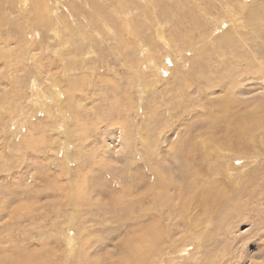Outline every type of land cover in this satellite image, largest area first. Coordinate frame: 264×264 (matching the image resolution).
I'll return each mask as SVG.
<instances>
[{
  "label": "rangeland",
  "instance_id": "rangeland-1",
  "mask_svg": "<svg viewBox=\"0 0 264 264\" xmlns=\"http://www.w3.org/2000/svg\"><path fill=\"white\" fill-rule=\"evenodd\" d=\"M69 1L77 4L70 10L78 31L69 42L63 39L69 34L61 33V24L36 26L43 36L30 30L34 36L26 42L17 36H0L2 202L8 203V214L15 209L21 215L25 211L22 204L30 206V214L37 220L33 225L21 221L13 229L12 225L1 229L16 231L22 223L29 230L30 250L37 252L45 247L38 234L40 225L47 224L50 245L44 256L52 255L59 264H78L87 253L90 264H108L109 259H120L121 247L136 234H117L115 217L157 216L161 236L158 264H264V136L260 132L252 139L235 136L238 118L245 122V115L255 109L262 112L264 105V81L259 79L264 71V38L256 32L260 26L245 19L249 11L264 12V0H245L247 10L238 20L232 16L238 14L243 0H170L169 10L159 0L155 11L160 22L170 21L162 25L152 5L139 1L140 8L129 5L121 9L129 13L124 20L133 23V30H124L125 36L126 25L120 22L124 17L118 19L111 11L118 0H97L117 30V36L110 37L100 25H94L95 14L80 8L84 1L60 0L61 5L48 0L50 7L66 16ZM92 9H99L93 1ZM19 17L17 14L11 21ZM4 23L3 33L17 35L16 27ZM93 28L100 29L105 40ZM161 28L163 33H159ZM239 40L250 44L249 54L231 66L236 49L243 50L234 45ZM177 44L184 46L182 52L174 46ZM200 56L203 59L198 61ZM147 57L155 58L161 75L149 68ZM232 68L246 79L256 76L261 82L244 80L246 94L236 91L238 99H231L234 105L224 113V87L216 84L225 85L223 76ZM223 139L235 144L229 146L233 148L219 149ZM57 175L64 193L55 195ZM145 177L149 183H142ZM190 181L198 182L195 190L199 199L204 197L202 201L211 198L204 186L215 183L221 206L215 204L204 213L195 200L187 202V211L182 213L184 202L176 188ZM164 184L169 188L165 197L158 191V185ZM9 191L19 197L28 193L31 198H11ZM119 197H124L119 203L113 199ZM158 199L162 205L155 207L153 202ZM58 203L61 218L54 212ZM0 210V215H7ZM9 221L13 223L10 217H2L0 225L5 227ZM54 224L62 230L60 247L55 246ZM66 226L72 228L69 234ZM79 227L84 229L79 231ZM68 235L74 239L73 252L66 244ZM5 245L9 243L1 247ZM86 246L90 249L85 250ZM184 247L185 252H179Z\"/></svg>",
  "mask_w": 264,
  "mask_h": 264
},
{
  "label": "bare ground",
  "instance_id": "bare-ground-1",
  "mask_svg": "<svg viewBox=\"0 0 264 264\" xmlns=\"http://www.w3.org/2000/svg\"><path fill=\"white\" fill-rule=\"evenodd\" d=\"M57 2V4H61L62 2H60V0H55ZM78 2H82L84 1V5L80 4V8H83V9H86L87 12H90L91 15H94V19L92 18V20L95 22L94 25L96 26H101V28L103 29V32L106 33L107 36L110 37V35H113V36H117V30L115 31L113 29V27L111 26V20L110 18L108 17V14L106 13L107 10L104 9V7L102 5H97V4H100V1L99 3H97L98 1L97 0H76ZM92 1H93V4H95L99 9L98 11H94V9H92ZM102 1H105L107 2L108 0H102ZM114 1V0H113ZM139 1H145L149 4L152 5V11L154 12V15L156 17V19H160L158 24L159 25H162L163 22L165 23H168L170 21H164L163 22H160L161 21V16L159 14H156L157 12L155 11V9L160 5V2L159 0H118L117 2V5L116 7H114L113 9H111V11L113 10L115 16L119 19L120 16H123L124 18L120 21L122 24L126 25L125 29L123 28L122 30V35L125 36L126 32L127 31V27H132V30H133V24L131 20H128V21H125V17L127 18L129 16V13L128 11L126 12L125 10L124 11H121V9H126L127 7H129V5H135L136 7L140 8L141 7V4L139 3ZM168 1L170 0H167V4H165L164 0H163V5H164V10H169L168 7H169V3ZM244 2H241L238 6V14L235 12L233 13V19H236L238 20L239 19V15H241L244 11V9H246V7L244 6L243 3H245V0H243ZM55 2V4H56ZM72 2V1H71ZM69 1V6H66L67 7V12H68V15L66 16L65 14H62L61 12H59V8H56L54 9V7H50L49 5V2L48 0H0V36L1 35H4V37H9V36H17L19 37L20 39L23 38V40L26 42L30 37H33V33L32 32H29L30 30H33V31H36L37 35L38 36H43L41 35L40 33H38V29H41V28H44V26H47V25H51V27H55L58 26L59 24L63 25V29H59L61 30V33H66V34H69L66 38H63L66 42H69L71 40V37L72 35L75 36L78 31H75L77 30L74 26V23L76 24V19L71 16V10L70 8H74V6L76 7L75 3H71ZM110 2V0H109ZM53 3V2H52ZM51 4V3H50ZM54 4V5H55ZM146 4V3H145ZM62 5V4H61ZM79 6V5H78ZM65 7V8H66ZM209 9V8H208ZM247 10V9H246ZM252 10V9H251ZM103 11V12H102ZM105 11V12H104ZM261 11V10H260ZM263 11V10H262ZM70 12V13H69ZM205 13V12H204ZM18 16H21L19 17V19L17 20H12L11 19L17 15ZM81 14V13H80ZM63 15V16H62ZM87 15V14H86ZM260 15H263L264 16V12H259L258 11H252V12H247L246 13V17L245 19L248 20L253 26H260L259 29L256 31L259 36H261V38H264V20L261 18ZM1 16L3 18L4 21L1 20ZM88 17V15H87ZM92 17V16H91ZM70 18V20H69ZM163 18V17H162ZM78 20V19H77ZM90 20V19H89ZM220 20V19H219ZM3 22H5L4 24H8L10 23V25H12V27H16L17 29V35L11 33L8 31V33H3L4 31L1 29L3 26ZM91 22V20H90ZM215 22V21H214ZM220 22V25H222L223 21H219ZM85 23V22H84ZM83 24V23H82ZM81 24V25H82ZM136 24V23H135ZM134 24V25H135ZM90 25V24H89ZM218 25V23H217ZM38 26L39 28L37 29ZM85 26V25H84ZM87 26H88V23H87ZM7 27V26H6ZM36 27V28H34ZM50 27V26H49ZM60 28V27H59ZM35 29V30H34ZM53 29V28H52ZM56 30V28H54ZM81 29V28H80ZM96 35H99L101 36V38L103 40L104 39V36H103V33L102 31L99 29H95L93 28ZM10 30V29H8ZM125 30V31H124ZM52 31V30H51ZM135 31L137 33V30L135 28ZM58 32V31H57ZM164 32V28H161L160 32L159 33H163ZM56 34V32H55ZM83 34V33H82ZM134 34V33H132ZM78 35V34H77ZM135 35V34H134ZM263 35V36H262ZM55 36V35H54ZM159 36V35H158ZM163 36V34H162ZM82 37V36H81ZM88 37V35H87ZM181 37H185V35H181ZM167 39V38H166ZM165 39V40H166ZM173 39V43H175L174 41H176V38L173 36L172 37ZM33 40H36L35 38ZM73 40V39H72ZM87 40V39H86ZM112 40V38L110 39ZM65 42V43H66ZM102 42V41H101ZM162 42V41H161ZM96 43V42H95ZM103 43V42H102ZM240 43V44H238ZM104 44V43H103ZM176 44V43H175ZM262 44H264V42H262ZM63 45V44H62ZM235 46L237 45L238 47L237 48H240L242 47L243 50L240 52V50H237L235 51L234 55L232 56V65L233 66L235 64L238 65V63H240V59L244 58L245 57H248L247 54H249L248 51V48L247 46V42L244 41V40H239L237 43L234 44ZM178 51H181L180 50L181 48H183L184 46L181 45L182 47L179 48L178 44L177 46L174 45ZM98 47V46H97ZM165 47H167V45H165ZM252 47V46H251ZM144 48V46H143ZM147 48V47H146ZM145 49V48H144ZM252 49V48H251ZM255 49V47H254ZM93 50V49H92ZM250 50V49H249ZM255 51V50H254ZM151 52V51H150ZM253 51H251L252 53ZM89 53V52H88ZM144 53V52H143ZM250 53V54H251ZM90 54H92L90 52ZM147 55V54H146ZM251 56V55H250ZM253 56V55H252ZM147 59H149L147 57ZM145 58V60H147ZM155 59V58H154ZM154 59H149V64H150V67L151 69L155 70L156 73H159V75H161V67L159 64H157V61H155ZM203 57L200 56L198 61L202 60ZM159 63V62H158ZM262 65L264 66V62H261ZM145 64V63H144ZM197 64V63H196ZM252 62L250 61L248 63V65H251ZM146 65V64H145ZM147 67V65H146ZM67 68V67H66ZM234 68V67H233ZM232 68V69H233ZM228 69L227 72L224 74V79L226 80V83L225 85H223V82L221 83H218L216 84L217 87H224V99H226L227 103H222L221 106H223L225 109L222 111L224 113L230 111L233 107V101L231 99H236L238 97L237 93H235L236 91L239 90V92H241V94L244 96V94H246V90L245 88L242 89V85H243V81H248L250 78L246 79V77L243 76V73H239V71L235 69ZM67 72V71H65ZM258 75V74H257ZM240 76V77H239ZM248 76V75H247ZM250 77H251V74H250ZM253 78V79H252ZM88 79V78H86ZM259 79L260 80H263L264 81V71H261L260 72V75H259ZM93 80V79H92ZM80 81V80H79ZM251 81H257V83L261 82L257 80L256 76L254 77H251L250 79V82ZM56 83V82H55ZM245 83V82H244ZM58 84V83H57ZM37 85V84H36ZM68 85V84H67ZM85 85V84H84ZM252 85V84H251ZM52 86V85H51ZM76 86V85H75ZM250 86V85H249ZM35 87V86H33ZM38 87V86H37ZM208 87V86H207ZM56 88V87H54ZM237 88V89H236ZM35 89V88H34ZM71 89V88H69ZM48 90V89H47ZM68 90V89H67ZM73 90V89H72ZM59 91V90H58ZM57 91V93H58ZM248 91V90H247ZM251 91V90H250ZM249 91V92H250ZM56 92V90H55ZM67 92V91H66ZM41 93V92H40ZM63 93V92H62ZM34 94V93H33ZM39 94V92H38ZM44 94V93H43ZM53 94V93H52ZM58 94H61V93H58ZM65 95V93H63ZM70 94V92H69ZM51 95V94H50ZM55 95V94H54ZM241 95V96H242ZM38 96V95H37ZM45 96V94H44ZM47 96V95H46ZM45 96V97H46ZM61 96V95H60ZM237 96V97H236ZM13 97V96H12ZM10 97V98H12ZM55 97V96H54ZM50 98V97H49ZM241 98V97H240ZM233 99V100H234ZM238 99V98H237ZM245 99V98H244ZM37 100H39L37 98ZM59 100V99H58ZM242 101V99H240ZM246 101H248L247 99H245ZM35 101V100H34ZM57 101V100H56ZM54 102V101H53ZM228 102L230 103L229 106L227 107V104ZM236 102V101H235ZM238 102V101H237ZM244 102V101H242ZM34 103V102H33ZM44 103V102H43ZM224 104V105H223ZM236 104V103H235ZM264 104V103H263ZM260 105V104H258ZM46 106V105H45ZM44 106V107H45ZM50 107V106H49ZM52 107V105H51ZM253 107V106H252ZM264 105L262 106V112L257 111L256 109L253 110L252 112H250V114H247L245 115L247 117V119H245V122H244V118H238L240 119V121L237 122V129H236V133H235V136L238 138V139H243L244 137L246 138H249V139H252L254 135H256V133H262V135L264 136ZM2 111V110H1ZM51 111V110H50ZM221 114H223L221 112ZM36 128V127H35ZM54 129V128H53ZM34 133V132H33ZM234 136V135H233ZM40 137V136H39ZM79 137V136H78ZM46 139V138H45ZM228 139V138H227ZM227 139H223L221 141V143L219 144V149H223L225 147H229L232 145H235L233 143H230L229 140ZM212 140V139H211ZM215 139H213V143H214ZM46 142V140H45ZM63 142V141H62ZM47 143V142H46ZM42 145V143H41ZM62 145V143H61ZM60 145V146H61ZM147 146V145H146ZM153 146V145H152ZM69 147V146H68ZM151 148V147H150ZM157 148V147H156ZM229 148H233V147H229ZM54 149V147H53ZM64 149V148H63ZM154 149V148H153ZM152 149V150H153ZM67 150V149H66ZM151 150V149H150ZM56 152V151H55ZM76 153V152H75ZM67 154V153H66ZM63 156V155H62ZM65 156V155H64ZM208 156V154H205V158ZM75 159V158H73ZM80 159V158H79ZM77 159V160H79ZM190 160V159H188ZM82 161V160H80ZM78 162V161H77ZM83 162V161H82ZM66 163V162H65ZM90 165V164H89ZM89 168V167H88ZM70 169V168H69ZM96 169V168H95ZM111 171V170H110ZM95 173V172H94ZM143 173V172H142ZM141 175V173H139ZM84 176V175H83ZM143 176V175H142ZM86 177V175L84 176ZM53 179V178H52ZM56 182L58 180V175L57 177L55 178ZM60 180V179H59ZM143 182L142 183H147V179L146 177L142 179ZM50 181V180H49ZM90 181V180H89ZM59 182V181H58ZM57 182V183H58ZM61 182V181H60ZM72 182V181H71ZM107 182V180H106ZM110 182V181H109ZM213 182V181H212ZM63 183V182H62ZM89 183V182H88ZM87 183V184H88ZM112 183V182H110ZM149 183V181H148ZM158 183V182H157ZM50 184V183H49ZM90 184V183H89ZM45 185H46V182H45ZM51 185V184H50ZM106 185H108L106 183ZM149 185V184H148ZM155 185V184H154ZM53 186V185H52ZM64 186V185H63ZM144 186V185H143ZM115 187V186H114ZM113 187V189H117L118 187L116 186L115 188ZM149 187V186H148ZM158 187L160 188L159 191V194L160 196L164 194V197L165 196H168L167 194V190H169L168 186L166 184H164L163 186H160L158 185ZM182 187V188H181ZM193 187V189H192ZM66 188V186H65ZM85 188V187H84ZM130 188V187H129ZM151 188V187H150ZM154 188V187H153ZM150 189L149 190V193L152 192V190L154 189ZM81 189V188H80ZM93 189V188H92ZM106 189V188H105ZM112 189V188H110ZM140 189V187H139ZM149 189V188H148ZM176 189H180L181 191L179 192L178 196H181V197H178L180 198L181 200H183V205H182V213L186 212L187 211V208H188V204L187 202H190V201H195L196 202L198 201L199 205H201V208L203 209L204 213H207L209 211H211L213 209V205L217 204V206L215 207H220V200L218 199V197H220V195H218V189H217V186L215 183H209L207 185L204 186V189L203 191L205 192V190H207L209 193H210V196L211 198L210 199H206L205 201H202V199L204 200V197L201 198L200 196V199H199V196L196 194V190L195 189H199V186H198V182H195V183H192L191 181L186 183V184H182V186H180L179 188H176ZM53 190V189H52ZM103 190V189H101ZM108 190V189H107ZM119 190V189H118ZM157 190V189H156ZM4 191V190H3ZM0 192V205L1 207L0 208H3L4 210L9 208V205H7L8 203L6 204H3V200L5 198V193ZM79 191V190H78ZM113 191V190H112ZM117 191V190H116ZM136 191V190H135ZM148 191V190H147ZM146 191V192H147ZM161 191V192H160ZM176 191V190H175ZM64 193V190H63V187L60 183H58L56 185V191H55V195L56 194H61V193ZM103 192V191H102ZM133 192V191H131ZM140 191L138 190L137 193H139ZM218 192V193H217ZM71 193V192H70ZM73 193V192H72ZM118 193H120L118 191ZM142 194L144 193L143 191L141 192ZM217 193V194H216ZM9 194L11 195L10 197H14V195L18 198L19 196H17L15 194V192H12L9 191ZM68 194V193H67ZM74 194V193H73ZM101 194V192H100ZM110 194V193H109ZM114 194V193H113ZM133 195V193H131ZM135 194V192H134ZM153 194V193H152ZM155 194V193H154ZM177 194V193H176ZM203 194V192H202ZM117 195V194H116ZM131 195V196H132ZM149 195V194H147ZM146 195V196H147ZM59 196V195H58ZM75 196V195H74ZM102 196V195H100ZM14 198L15 200L19 201L21 199H24V200H29L31 197L28 196V193H27V196H20L18 199L17 198ZM34 197V196H33ZM32 197V198H33ZM60 197V196H59ZM84 197V196H83ZM88 197V196H87ZM107 197V196H106ZM133 197V196H132ZM163 197V196H162ZM163 197V198H164ZM11 198L9 199V197L7 199H9V201H11ZM69 198V197H68ZM86 198V197H84ZM126 198V197H125ZM145 198V197H144ZM206 198V197H205ZM57 199V198H56ZM62 199V198H61ZM113 199H116L119 203V200L120 199H124V197H119V198H113ZM149 199V198H148ZM175 199V198H174ZM6 200V199H5ZM115 200V201H116ZM126 200V199H125ZM128 200V199H127ZM142 200V199H141ZM161 200V199H160ZM3 201V202H2ZM8 201V202H9ZM13 201V200H12ZM11 201V202H12ZM60 201V200H59ZM85 201V200H84ZM113 201V200H112ZM153 201V200H152ZM159 199L157 201L154 200L153 202V205L155 207H160L162 204L159 205L158 203ZM176 201V200H175ZM111 202V201H110ZM139 202V200H138ZM163 202V201H162ZM85 203V202H84ZM129 203V202H127ZM179 203V202H178ZM13 204V203H12ZM88 204V203H87ZM109 204V203H108ZM137 204V203H135ZM25 205V204H24ZM23 206V210L24 215H20V214H17L18 211H16L15 209L13 210L12 213L8 214L9 211L5 210L6 211V214H1L0 215V219L2 217H5V216H8L10 217V220L13 221L12 222H8V224L4 225L5 227H3L2 225H0V244L3 245V244H6V243H9V246L6 247H1L0 245V264H59L57 262H55L54 259H52L51 257H53L52 255H47V256H44V254L46 253V246L50 245L49 240L47 239V231L50 230L46 225H40L41 229L40 231L38 232V234H40V237L41 238V244L45 245V247H43L41 250L37 251V252H32L30 249L32 247L29 246V241H30V235H29V230L25 229V227H23V224L21 223L20 226H19V229L14 231V230H11V232H5L6 230H2L1 228H7V227H11L10 225H12V229L14 228V226L16 224H18L19 222L23 221L24 223H28V225H33V224H36V221L35 218H33L34 216L30 214L31 212V207L30 206ZM60 205L61 203H58V205L55 207V210L54 212L57 213L56 217L58 218H61L60 216ZM84 205V204H83ZM92 205V204H91ZM90 205V206H91ZM129 205V204H128ZM152 205V206H153ZM49 206V205H48ZM79 206V205H78ZM111 206L115 207V205H112ZM126 207V206H125ZM136 207V206H135ZM44 209V208H42ZM78 209V208H76ZM75 209V210H76ZM120 209V208H119ZM201 209V210H202ZM22 210V211H23ZM47 210V209H46ZM57 210V211H56ZM74 210V211H75ZM121 210V209H120ZM179 210V209H178ZM200 210V211H201ZM1 211V210H0ZM21 211V212H22ZM79 211V210H78ZM77 211V212H78ZM130 211V210H129ZM202 211V212H203ZM122 212H125V211H121ZM175 212V211H174ZM180 212V211H179ZM153 212H151L152 214ZM74 214V213H73ZM123 214V213H122ZM74 215H77L76 213ZM132 215V214H131ZM182 215V214H181ZM49 216V215H48ZM80 216V215H79ZM161 216V215H160ZM28 217V218H27ZM41 217V216H40ZM168 218H170L168 216ZM70 219V218H68ZM67 219V220H68ZM73 219V218H72ZM135 219V220H134ZM9 220V219H8ZM65 220V219H64ZM78 220V219H77ZM62 221V220H60ZM114 221L117 223L116 225V228H117V234H120V233H127V232H132L134 231L135 233V236H133L130 240H126V242L123 244V246L121 247L120 249V252H119V258L118 260H112V259H109V262L108 264H158L160 262L159 258H157L158 254H159V251H160V248L158 249V242L159 240H161V236H160V231H159V226H160V219L157 217V216H136V217H133L130 216V215H124V216H118V217H115L114 218ZM59 223V222H58ZM71 223V222H70ZM147 223V224H146ZM137 224V226H136ZM144 224H146V227L144 226ZM184 224V223H182ZM69 225V224H68ZM73 226H75L74 224H72ZM51 226V225H50ZM61 226V225H60ZM64 226V225H63ZM58 224L55 226H53V228H57V231H56V234L57 235V239H56V242H55V246L56 247H60V244H61V241L59 239H61V236L63 235L62 234V230L60 228H58ZM67 227V226H66ZM69 227V226H68ZM67 227V228H68ZM66 228V229H67ZM79 229V231L83 230L84 228L82 227H79L77 228ZM8 230V229H7ZM65 230V229H64ZM60 231V232H59ZM70 231H72V228L69 227L68 229V234L70 233ZM54 233V232H53ZM15 234L21 236V237H15ZM46 237L43 238V237ZM51 237V235L48 234V237ZM55 237V236H54ZM65 238V237H64ZM65 240V239H64ZM110 240V239H109ZM112 240V239H111ZM63 241V240H62ZM73 241L74 239L69 237L66 238V244L67 246L70 245V250L69 252H73L74 251V248L75 246L73 245ZM74 247V248H73ZM92 247V246H90ZM68 248V249H69ZM186 247L182 248L181 250H179V252L183 253L185 252V249ZM46 249V250H45ZM86 249H90L88 246H86L85 250ZM81 251V250H80ZM91 251V250H90ZM89 251V252H90ZM96 251V250H95ZM87 253H85L84 255V258L80 259L78 261L77 259V263L78 264H82L81 262L84 261L86 262V264H90V258H88V256L86 255ZM79 255H82V254H79ZM79 257V256H78ZM92 257V255H91ZM96 257V256H95ZM98 258V257H97ZM109 258V257H108ZM171 258V257H170ZM66 261V260H65ZM96 262V261H95ZM104 262V261H103ZM66 263V262H65ZM105 263V262H104ZM84 264V263H83Z\"/></svg>",
  "mask_w": 264,
  "mask_h": 264
}]
</instances>
